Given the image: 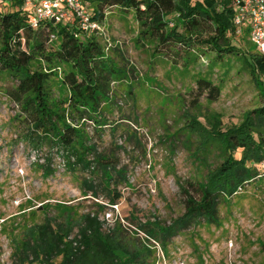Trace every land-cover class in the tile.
I'll use <instances>...</instances> for the list:
<instances>
[{
  "label": "rangeland",
  "instance_id": "374dc122",
  "mask_svg": "<svg viewBox=\"0 0 264 264\" xmlns=\"http://www.w3.org/2000/svg\"><path fill=\"white\" fill-rule=\"evenodd\" d=\"M175 18L171 16L169 27L175 26ZM96 38L124 72L111 86L116 106L106 114L119 128L112 132L106 125L96 132L88 122L84 129L96 153L123 170L124 181L113 175L117 184H109L118 202L108 204L100 176L81 167L67 169L63 152L35 148L27 141L14 119L18 110L6 94L14 83L0 74V264H12L14 243L46 218L55 226L70 227L72 239L88 214L97 215L104 231L120 224L153 251L152 264H264V178L220 204L218 226L200 223L181 229L164 241L165 246L141 229L147 224L151 229L170 227L184 214V192L195 196L196 187L219 162L216 150L199 151V135L189 126L199 122L209 129L219 120L224 130L262 105L261 90L245 63L249 55L259 53L248 37H231L230 44L241 56L217 61L212 68L213 53L195 50L188 65L179 50L177 60L171 59L172 51L170 57L154 52L153 41L138 40L132 14L116 8L109 10ZM62 75L60 70L49 82L56 103L68 95ZM199 79L218 87L214 102L205 96L196 100ZM48 161L51 175L41 168ZM88 181L97 187V199L85 190Z\"/></svg>",
  "mask_w": 264,
  "mask_h": 264
},
{
  "label": "trees",
  "instance_id": "16d2710c",
  "mask_svg": "<svg viewBox=\"0 0 264 264\" xmlns=\"http://www.w3.org/2000/svg\"><path fill=\"white\" fill-rule=\"evenodd\" d=\"M23 2L0 0V74L14 83L6 90L7 98L18 110L14 119L19 121L33 147L57 148L64 153L67 169L81 167L100 176L108 190V204L116 205L117 195L109 184L113 175L124 181L123 170L116 169L117 162L112 164L109 158L96 153L84 126L90 122L96 132L106 125L112 132L119 128L106 114H110L112 105L116 106L111 100V86L122 80L124 72L104 52L96 33L82 32L75 20H43L33 28L31 10ZM82 3L89 21L98 26L105 24L111 9L130 12L138 26V40L153 41L154 52H164L163 56L170 57L168 52H174L171 57L174 60L181 51L182 60L186 59L188 65L193 62L190 57L195 50L214 54L211 68L217 61L238 58L241 54L230 44L231 37L241 41L248 37L246 33H243L246 37L236 34L231 0H82ZM171 16H176L173 27H169ZM245 63L261 90L262 105L247 112L239 124L224 130L219 120L209 129L199 122L196 127L189 126L199 135L202 148L199 151L207 154L216 150L220 158L196 187L195 196L184 192V214L170 227L141 226L146 235L163 246L181 229L200 223L218 226L220 204L250 182L264 178L260 170L264 163V79L260 78L264 76V54L249 55ZM60 70L61 83L68 95L63 102L56 103L49 82L58 78ZM196 85V100L205 96L207 101L214 102L220 95L218 87L205 79H199ZM41 168L45 174L53 173L49 161ZM92 183L85 182L84 187L97 199V187ZM70 230L55 226L46 218L14 243L12 264H152L153 251L131 238L118 223L104 231L97 215L88 214L72 239Z\"/></svg>",
  "mask_w": 264,
  "mask_h": 264
},
{
  "label": "built area",
  "instance_id": "2783aa9c",
  "mask_svg": "<svg viewBox=\"0 0 264 264\" xmlns=\"http://www.w3.org/2000/svg\"><path fill=\"white\" fill-rule=\"evenodd\" d=\"M31 10L30 23L37 28L43 20L76 21L82 32L96 33L100 28L90 22L82 0H23ZM236 34L246 33L255 49L264 54V0H231ZM264 172V163L260 165Z\"/></svg>",
  "mask_w": 264,
  "mask_h": 264
}]
</instances>
